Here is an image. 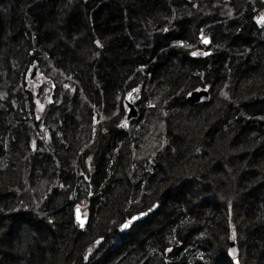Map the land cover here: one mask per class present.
<instances>
[{"label":"trees","instance_id":"obj_1","mask_svg":"<svg viewBox=\"0 0 264 264\" xmlns=\"http://www.w3.org/2000/svg\"><path fill=\"white\" fill-rule=\"evenodd\" d=\"M11 2L0 20L6 264H231L226 242L244 224L242 264H264V0ZM29 68L47 88L28 84ZM139 82V117L122 133L107 118ZM203 84L210 102H185ZM155 202L134 235L115 233Z\"/></svg>","mask_w":264,"mask_h":264},{"label":"water","instance_id":"obj_2","mask_svg":"<svg viewBox=\"0 0 264 264\" xmlns=\"http://www.w3.org/2000/svg\"><path fill=\"white\" fill-rule=\"evenodd\" d=\"M85 2H92L93 0H82ZM198 39L201 42V45L207 49L210 46V39L204 37L202 34L198 35ZM209 55L208 51H203L202 56L207 57ZM144 84L139 82L135 86L131 87L124 95L122 99V106L125 110L124 116L119 122V127L126 134L130 132V124L138 116V112L134 107V103L139 102L143 95ZM211 99L210 86L208 84L202 86H196L188 90L184 94V100L190 105H198L202 103H209ZM159 203L155 202L143 211L132 214L129 217H126L122 223H120L116 229L118 233H125L129 231L134 225L144 221L149 215L153 214L159 207ZM74 221L78 224L79 229H84L88 223V217L83 215V212L80 207H75L73 210ZM104 241L103 237L96 238L94 244L99 246ZM89 252L86 254L88 256ZM227 259L231 264H241L239 260V248L235 239L229 241V245L226 251ZM86 262V258H85Z\"/></svg>","mask_w":264,"mask_h":264},{"label":"rangeland","instance_id":"obj_3","mask_svg":"<svg viewBox=\"0 0 264 264\" xmlns=\"http://www.w3.org/2000/svg\"><path fill=\"white\" fill-rule=\"evenodd\" d=\"M10 5V7H9V12L6 10V5ZM13 3L11 2V0H4V1H0V20H1V23H3V25H4V27L8 24V22L10 21V16L11 15H13V12L11 11V10H13V5H12ZM7 11V12H6ZM80 11V10H79ZM9 13V14H8ZM7 27V26H6ZM31 81V80H30ZM33 82V81H32ZM133 87V86H132ZM48 93V92H47ZM262 104L261 105H259V107H261L262 108ZM107 120L108 121H110L108 118H107ZM221 164V163H220ZM219 164V168H222L221 167V165ZM223 166H225V165H223ZM214 172H215V177L217 178L218 177V174L220 175L221 174V170L220 169H216V170H214ZM204 182L206 181L205 179H202ZM190 184V183H189ZM187 186H188V184H187ZM191 186V185H190ZM193 187H195V185H193ZM244 191V190H243ZM237 205H239L238 204V201H237ZM241 205H242V203H241ZM244 206H247L246 204H245V201L243 202V207ZM237 209H238V207H236ZM239 208H240V205H239ZM245 208V207H244ZM236 209V210H237ZM236 212V211H235ZM156 213V212H155ZM124 220V219H123ZM123 220H121L120 222H119V224L120 223H122L123 222ZM133 228V227H132ZM132 228L129 230V231H127V232H125V233H121V235L122 236H120V237H123V238H127V237H131L132 235H134V232L132 231ZM238 230V231H237ZM237 230H236V232H238V235H239V239L237 238V237H235L236 238V240H237V245H238V248H239V260H240V263L242 264V262H243V260L247 257L248 259H249V257H248V248H246V246H245V243H248V244H250L251 243V241L249 240V239H247V240H245V242L243 241H241V239H240V231L243 233L245 230H247V228H246V225L244 224V225H241V227H238L237 226ZM116 231V230H115ZM116 234H119L118 232H115ZM242 233H241V236H242ZM245 233H246V231H245ZM14 236H15V234H14ZM137 236V235H136ZM135 236V237H136ZM100 237H103L104 238V241H105V237H104V235L103 236H100ZM99 238V237H98ZM103 243V242H102ZM101 243V244H102ZM101 244L99 245V246H97L96 248H95V250H97L100 246H101ZM247 244V245H248ZM228 245H229V241H227L226 242V246H225V251H224V254H225V256H226V251H227V247H228ZM95 250H90V251H87V253L89 252V254H88V256L86 257L85 256V258H86V263H88L89 262V260L91 259V257L93 256V254H94V251ZM7 251H9V249L7 248V245H6V243L5 242H0V264H6L7 262H9L8 261V258H6L4 255H2V254H5V252H7ZM86 253V254H87ZM8 255V254H7ZM226 259H227V256H226Z\"/></svg>","mask_w":264,"mask_h":264},{"label":"flooded vegetation","instance_id":"obj_4","mask_svg":"<svg viewBox=\"0 0 264 264\" xmlns=\"http://www.w3.org/2000/svg\"><path fill=\"white\" fill-rule=\"evenodd\" d=\"M94 2V1H93ZM93 2H91V3H87V4H92ZM262 18H264V12H262L261 13V16L258 18V19H255L254 21L256 22V25L258 26V27H264V22H262ZM202 48H198L197 49V52H199L200 54L202 53ZM196 55V54H195ZM35 71H37L35 68H29V74H28V79H29V81H28V84H37V85H41V86H43V87H45V85H46V88H47V78L46 77H42V76H39V77H34V78H32L33 76H34V74H35ZM31 80V81H30ZM33 81V82H32ZM127 92V90L125 89L124 90V92H123V94H122V96H121V100H120V113L118 114V115H116L115 117H112V119L110 118L109 120L110 121H108L107 120V123H109V124H111L113 127H115L117 130H120L122 133L124 132V131H122V129H121V127H119V122H120V120H121V118L124 116V114H125V110H124V108H123V106H122V99H123V97H124V95H125V93ZM45 100V99H44ZM135 107L137 108V110H138V104H135ZM139 113V112H138ZM141 114V113H140ZM92 124L94 125V124H96V120H95V118L94 117H92ZM118 226V225H117ZM117 226H116V228H117ZM115 228V229H116ZM116 232V231H115Z\"/></svg>","mask_w":264,"mask_h":264},{"label":"bare ground","instance_id":"obj_5","mask_svg":"<svg viewBox=\"0 0 264 264\" xmlns=\"http://www.w3.org/2000/svg\"><path fill=\"white\" fill-rule=\"evenodd\" d=\"M158 208H159V207H158ZM157 210H158V209H157ZM157 210H156V211H157ZM156 211H155V212H156ZM155 212H154V213H155ZM154 213H153V214H154ZM153 214H151V215H153ZM149 216H150V215H149ZM149 216H148V217H149Z\"/></svg>","mask_w":264,"mask_h":264},{"label":"snow or ice","instance_id":"obj_6","mask_svg":"<svg viewBox=\"0 0 264 264\" xmlns=\"http://www.w3.org/2000/svg\"><path fill=\"white\" fill-rule=\"evenodd\" d=\"M262 22H264V18H262Z\"/></svg>","mask_w":264,"mask_h":264}]
</instances>
